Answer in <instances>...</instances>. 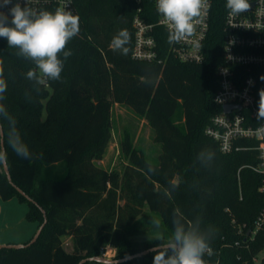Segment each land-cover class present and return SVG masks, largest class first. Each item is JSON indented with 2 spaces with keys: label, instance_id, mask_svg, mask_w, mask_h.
Segmentation results:
<instances>
[{
  "label": "trees",
  "instance_id": "obj_1",
  "mask_svg": "<svg viewBox=\"0 0 264 264\" xmlns=\"http://www.w3.org/2000/svg\"><path fill=\"white\" fill-rule=\"evenodd\" d=\"M154 3L74 0L75 9L70 12L79 17L80 30L65 49L72 55L64 59L61 53L60 79L43 85L26 77L29 70H36L34 62L18 56V49L9 48L6 39L0 38V72L7 82L0 103L15 119L32 153L31 159H23L13 152L8 145L9 123L0 117L7 163L13 182L37 204L9 182L3 164L0 198L26 202V219L38 223V228L45 220L40 206L47 215L38 241L1 248L0 264H78L83 258L102 255L107 244L116 248L115 259L128 257L163 245L172 235L174 212L186 225L198 221L202 229H211L212 255H204L205 264H257L264 249V227L252 239L247 232L264 210V192L259 189L264 178L249 167L259 162L258 152L223 153L205 132L220 111L214 95L222 63L226 0L214 7L203 63L172 56L164 32L159 40L162 62L132 57L133 17L139 6L154 15ZM120 30L128 33L126 54L112 46ZM116 103L128 105L148 121L154 141L161 145L156 161L135 147L131 133L126 132L121 149L128 162L123 168L97 164L112 137ZM206 152L213 154L212 160L206 155L198 158ZM61 162L66 166L62 177H45ZM153 219L160 220L159 229L151 223ZM67 236L73 241L71 251L65 246ZM154 255L151 251L112 264H153ZM84 264L105 263L89 260Z\"/></svg>",
  "mask_w": 264,
  "mask_h": 264
},
{
  "label": "built area",
  "instance_id": "obj_2",
  "mask_svg": "<svg viewBox=\"0 0 264 264\" xmlns=\"http://www.w3.org/2000/svg\"><path fill=\"white\" fill-rule=\"evenodd\" d=\"M154 2V15L152 11H146L139 6L133 17L135 37L132 57L140 61L162 62L159 40L164 32L168 52L172 56L182 62L203 63L206 59V45L212 28L214 7L217 3L223 4V0H208L207 9L194 21V35L171 44L168 42L169 27L156 10V0ZM20 3L24 6L25 0H20ZM249 3L252 5L250 9L239 15H231L227 8L224 11L222 63L217 69L218 87L214 95V102L220 107V111L211 118L205 132L218 142L223 153L256 150L259 162L249 167L264 178V131L261 130L264 127V118H258L260 93L264 91V0H249ZM27 5L38 10L47 6H55L65 11L75 9L74 0H27ZM5 10L8 11V8ZM225 105L233 107L226 111ZM244 141L257 143L247 145ZM259 189L264 192V179ZM263 227L264 210L258 216L254 229L248 230L247 237L254 238ZM243 230L240 225L239 233ZM102 252L103 256L114 258L116 248L107 244Z\"/></svg>",
  "mask_w": 264,
  "mask_h": 264
},
{
  "label": "clouds",
  "instance_id": "obj_3",
  "mask_svg": "<svg viewBox=\"0 0 264 264\" xmlns=\"http://www.w3.org/2000/svg\"><path fill=\"white\" fill-rule=\"evenodd\" d=\"M11 5V7H8ZM208 7V0H156V10L169 27L168 42L178 43L191 37L196 31L194 21L201 17ZM8 8L7 13L3 11ZM226 8L231 15H239L250 8L249 0H226ZM79 17L70 11L57 8L55 12L38 10L27 5L21 6L20 0H0V38L7 41L9 48L18 49L17 55L31 60L36 70H29L27 79L38 85L48 80H59L63 71V60L72 55L65 50L68 42L79 34ZM128 33L120 30L112 40L114 50L127 53L124 45ZM39 73V75H38ZM7 82L0 72V101L5 99ZM258 118H264V91L260 93ZM0 117L9 123L8 145L23 159H31L32 153L16 127V121L0 103ZM264 131V127L261 129ZM2 134V127H0ZM210 161L211 152L201 153ZM7 151L0 147V164L6 163ZM151 223L159 229L160 220ZM173 232L163 246L154 249L153 264H205V254L212 255L209 244L211 229H202L199 222L186 225L183 217L175 213L172 217ZM163 240V236L160 238Z\"/></svg>",
  "mask_w": 264,
  "mask_h": 264
},
{
  "label": "rangeland",
  "instance_id": "obj_4",
  "mask_svg": "<svg viewBox=\"0 0 264 264\" xmlns=\"http://www.w3.org/2000/svg\"><path fill=\"white\" fill-rule=\"evenodd\" d=\"M112 137L109 141L105 157L96 161L98 165L107 169L121 170L128 162L121 149V141L126 132L131 133L133 144L145 151L152 161H156L161 145L154 141L153 130L148 121L137 114L131 107L116 103L112 110ZM157 157V158H156ZM66 172L65 163L61 162L54 172L45 173V177L60 178ZM29 205L17 197L4 200L0 198V241L2 244H22L27 242L37 226L26 219ZM32 230V231H31ZM37 232V230H36ZM66 249L71 251V238H64ZM264 260V249L257 256V264Z\"/></svg>",
  "mask_w": 264,
  "mask_h": 264
},
{
  "label": "water",
  "instance_id": "obj_5",
  "mask_svg": "<svg viewBox=\"0 0 264 264\" xmlns=\"http://www.w3.org/2000/svg\"><path fill=\"white\" fill-rule=\"evenodd\" d=\"M252 5H250L251 7ZM250 9V8H249ZM248 9V10H249ZM233 105H225L224 106V109L226 111H230L232 109ZM0 127H2V134L1 135V147L3 149L6 150L5 148V136H4V130H3V126L1 125L0 123ZM3 166H4V170L6 175H7V178L9 180V182L11 184L14 185L15 188H17L18 192L23 194L28 200H30L31 202H34L35 204H37V202L32 198L30 197L22 188H20L19 186H17L14 182H13V179H12V176H11V173H10V170H9V166H8V163L6 161V163H3ZM40 209L42 210L43 214H44V217H45V220L44 222L41 224V226L38 228L37 232L35 233V235L33 236V238L30 240V242L28 243H22V244H10V243H6V244H0V249L1 248H21V247H25V246H29L33 243H35L36 241H38L37 239L39 238L40 234L42 233L46 223H47V215H46V211L45 209H43L41 206H40ZM159 246V245H158ZM158 246H154V247H151L149 249H146L144 251H141L139 253H136V254H133V255H130L128 257H124V258H120V259H115V258H107L106 256H103V255H98V256H92V257H86V258H83V260H81L78 264H84L85 262L87 261H97V262H100V263H105V264H112V263H121V262H125L127 260H130V259H133V258H136V257H139V256H143V255H146L148 254L149 252L151 251H154L155 248H157ZM160 246H163V245H160ZM103 254V252H102Z\"/></svg>",
  "mask_w": 264,
  "mask_h": 264
},
{
  "label": "crops",
  "instance_id": "obj_6",
  "mask_svg": "<svg viewBox=\"0 0 264 264\" xmlns=\"http://www.w3.org/2000/svg\"><path fill=\"white\" fill-rule=\"evenodd\" d=\"M31 223H34V222H31ZM35 224H37V226L34 228V230L33 231H35V232H33V234L30 236V238L28 239V240H30L31 238H33V236L35 235V233H36V230H38V223H35ZM32 231V230H31ZM70 238V237H69ZM27 240V241H28ZM2 243H5V242H1L0 241V244H2ZM25 243V242H24Z\"/></svg>",
  "mask_w": 264,
  "mask_h": 264
}]
</instances>
